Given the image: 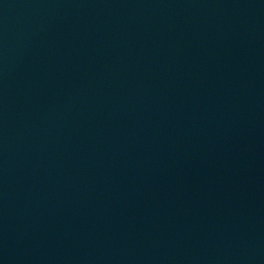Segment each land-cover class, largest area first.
Segmentation results:
<instances>
[{"label": "water", "instance_id": "water-1", "mask_svg": "<svg viewBox=\"0 0 264 264\" xmlns=\"http://www.w3.org/2000/svg\"><path fill=\"white\" fill-rule=\"evenodd\" d=\"M0 264H264V0H0Z\"/></svg>", "mask_w": 264, "mask_h": 264}]
</instances>
